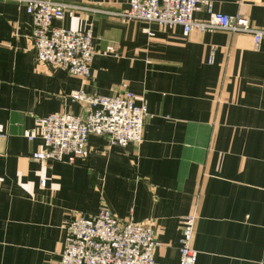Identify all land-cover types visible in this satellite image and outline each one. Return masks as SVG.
Returning <instances> with one entry per match:
<instances>
[{
	"label": "crops",
	"instance_id": "0c3cea01",
	"mask_svg": "<svg viewBox=\"0 0 264 264\" xmlns=\"http://www.w3.org/2000/svg\"><path fill=\"white\" fill-rule=\"evenodd\" d=\"M48 1L92 9H68L53 25H91L96 54L87 78L38 62L25 6L0 0V264H60L65 220L102 208L151 227L160 264H179L189 214L195 264H264V38L256 47L247 33L127 20L116 13L129 0ZM207 1L264 31V0ZM76 90L145 102L143 141L91 135L73 165L33 160L38 118L86 114Z\"/></svg>",
	"mask_w": 264,
	"mask_h": 264
},
{
	"label": "built area",
	"instance_id": "2783aa9c",
	"mask_svg": "<svg viewBox=\"0 0 264 264\" xmlns=\"http://www.w3.org/2000/svg\"><path fill=\"white\" fill-rule=\"evenodd\" d=\"M14 1L23 4L32 18L31 41L37 61L62 67L77 77H89L96 54L92 26L66 29L54 26L53 21L68 9H92L48 0ZM202 8L210 14L205 21L194 18ZM116 14L127 20L181 27L186 35L193 30L247 33L253 36L256 47L264 38V31L252 28L245 17L215 12L207 0H129L127 10ZM71 98L82 104L86 114L60 112L38 118L43 149L32 153L33 160L73 165L85 156L91 135L103 138L109 146L125 147L143 141L149 111L145 102L135 101L133 93L104 96L76 90ZM28 139L34 140L35 136ZM41 184L45 185V180ZM196 219L195 214L181 219L179 264L197 261L198 252L192 244ZM64 227L66 238L60 264H160L154 255L158 245L154 230L142 223L121 220L105 208L95 215L73 214L65 220Z\"/></svg>",
	"mask_w": 264,
	"mask_h": 264
}]
</instances>
